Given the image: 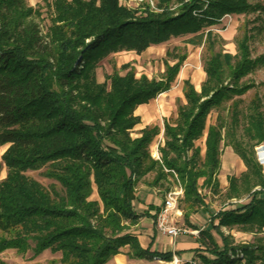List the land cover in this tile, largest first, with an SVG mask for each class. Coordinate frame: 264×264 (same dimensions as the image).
I'll return each mask as SVG.
<instances>
[{"label":"trees","instance_id":"1","mask_svg":"<svg viewBox=\"0 0 264 264\" xmlns=\"http://www.w3.org/2000/svg\"><path fill=\"white\" fill-rule=\"evenodd\" d=\"M157 9L139 15L120 0H52L43 36L35 21L41 17L38 9L27 0H0V145L10 146L2 158L8 176L0 183V255L16 250L38 257L50 251L62 254L61 264H106L128 248L131 259L156 256L170 263L172 252L143 249L130 232L148 216L134 211L136 189L151 176L149 186L165 193L178 184L185 209H197L204 202L200 180L203 187L220 190L222 144L246 167L239 178L228 179L226 196L249 202L213 215L212 227L218 233L221 228L264 231V175L255 156L257 144L264 143V114L258 97L244 114L236 99L252 88L242 80L264 65V57L251 59L249 37L239 42L236 56L214 52L220 38L205 32L226 16L264 7L250 0H157ZM185 36H192L191 45L207 44L206 80L200 92L184 82L186 103L174 121H164L156 159L151 146L161 129L146 127L133 138L141 122L135 111L171 89L187 55L166 63L161 80L137 78L130 69L108 77L109 85L100 84L96 69L111 54L140 55ZM228 103L230 117L218 116L208 127L202 155L196 143L207 120ZM48 164L46 176L59 189L46 190L25 176ZM95 190L98 200H92ZM219 235L222 247L210 231L200 232L199 242L212 257H202L205 264H238L241 259L234 257L240 251L249 264H264V239L239 248L230 236Z\"/></svg>","mask_w":264,"mask_h":264},{"label":"rangeland","instance_id":"2","mask_svg":"<svg viewBox=\"0 0 264 264\" xmlns=\"http://www.w3.org/2000/svg\"><path fill=\"white\" fill-rule=\"evenodd\" d=\"M130 1L131 0H120V4L129 9H134L139 15H142L147 4L144 3V5L139 8L134 2L130 5ZM51 2L52 0H27L30 7H33L36 10L38 9L41 13V17L36 18L35 21L39 24L43 36L47 35L50 27V17L52 12L49 10V3ZM250 3L256 7H264V0H250ZM177 7L178 5L175 3L172 11L177 9ZM208 31H212L214 35H217L220 38L219 43L215 45L214 52L222 51L223 53L236 56L238 53L239 42L245 37H249L248 46L251 59L256 60L260 57H264V10H258L248 15H231L229 17H225L219 25L205 30L206 33ZM191 38L192 36L172 38L164 44L150 47L140 55L134 52L111 54L106 59L101 61L96 69L97 79L100 84L107 82V78L111 77L115 72L125 75L130 69H134L137 78L145 75L149 79L161 80L165 74L166 63L174 65L176 63V56L181 57L183 55H187L182 69L176 78V81L172 84L171 89L152 100L146 108L140 111L137 110V115L141 118V125L139 127H152L157 125L161 129L160 136L154 140L151 146L153 158L156 157L159 145L163 143L164 121H174L177 118L178 107L186 103L183 93L184 82L186 80L191 81L196 89L200 91L201 85L206 79L204 66L210 55L209 52H207V44L204 43L199 46L191 45L188 43ZM107 83L109 85V82ZM242 83L251 84L253 86L244 96L236 98L240 99L239 108L241 112L243 114L246 113L248 108L251 106L252 101L258 97L261 101V111L264 114V65L257 67L252 73L242 80ZM230 114L231 103L226 104L225 108L221 110H213L207 120V127L214 125L218 116L229 119ZM139 127L135 128L132 132L133 138H136L135 135L139 133ZM261 144L264 143L257 144V146ZM196 145L203 147V140L198 141ZM9 148V145H0V183L6 180L8 176V168L2 158ZM226 148L227 147L222 144L223 152L220 159L223 162V166H221L218 173V176H221L223 182L225 181V177L229 178L232 175L240 177L242 169L231 165L229 161V163H227L228 158ZM50 170L51 167L50 164H48L39 170L26 172L25 176L38 182L46 190L50 191L53 187L59 189L60 186L58 182L46 176ZM262 174L264 175L263 169ZM151 179L152 176L148 177L147 181L150 182ZM171 191L180 192L181 187L178 184H173ZM167 194L168 193L163 191L158 192L157 196L162 203L164 202ZM200 196L204 201L203 205L192 210L190 208L185 209V205L181 203L183 195L179 196L178 210H180L182 214L175 220L178 227L189 231H210L215 240L219 243L220 247H222V238L219 233H223L224 236H230L233 239V246L239 248L252 245L256 239H264V231L261 234L255 235L239 232L237 231V228L232 231H229L227 228H221L218 233L212 227L211 220L213 215H216L221 211L230 210L233 207L248 204L249 199H247V197L239 199L238 201L237 199L229 200L226 196V188H220V190L214 192L213 189L203 187L202 182L200 183ZM92 200H98L96 190L92 196ZM185 212L187 216H185ZM215 225L218 226V222H215ZM175 243L193 245L196 243V240L190 235L183 234L175 240ZM169 244L168 240H166V242L165 240H161L159 249L166 251L169 249ZM194 253L196 257L200 258V261L193 262V264H205L202 257L212 259V257H210V255L205 251V247L203 245L197 248ZM2 257L8 264H61L60 259L62 254L47 252L35 257L32 251H29L25 255H20L18 253H3ZM154 259L156 260H153L152 264H168L165 261L157 260L156 256H154Z\"/></svg>","mask_w":264,"mask_h":264},{"label":"crops","instance_id":"3","mask_svg":"<svg viewBox=\"0 0 264 264\" xmlns=\"http://www.w3.org/2000/svg\"><path fill=\"white\" fill-rule=\"evenodd\" d=\"M186 81H188V80H186ZM195 89H196V87H195ZM200 90H201V88H200ZM197 91H199V90H197ZM148 104L138 107L137 110L140 111V110L146 108L148 106ZM137 110L135 111V115L136 116H138L137 115V112H138ZM138 117H140V116H138ZM140 125H141V122L135 128L139 127ZM155 126H157V125H155ZM146 127H150V126L139 127V129H138L139 131L138 132L140 133ZM208 127H207V129L205 131L204 137L201 139V140H203V147L200 146L201 149H202V155H204L205 151H206L205 142H206ZM139 133L135 135L136 138L140 137ZM163 136H164V133H163ZM162 140H163V143L161 145L164 144V138ZM157 152H158V149H157ZM226 152H227V158H228L227 159V163L230 162L231 165H234L235 167H237L239 169L242 168L241 169V175L243 173H245L246 172V168H245V165H244L243 161L233 152L232 148L227 147L226 148ZM158 155H159V153H158ZM235 155H236V157H235ZM221 166H223V162L222 161H221ZM227 167H228V165H227ZM230 177L239 178V176H234V175H232ZM217 178H218L219 183H220V188L221 189L226 188V191H227V189L229 187V182H228L229 178L225 177V181L224 182L222 181V178H221L220 175ZM201 182L203 183V180H200L199 183H201ZM148 183H149L148 181H146V182L143 181V182H141L138 185V187L136 189V199L133 202V207H134V211H135L136 214L139 215V214H143V213L146 212V213H148V216H146L144 218H141L139 220L138 224L131 228L130 232L138 238L139 243H140V245H141V247L143 249L150 248V252H153V253H166V252H172V253H175V254L177 253V256L183 262H196V261L199 262L200 258L196 257L195 253H194V251L201 246V243L199 242V236L198 235H197V237L196 236L194 237V235L184 234V235H190L193 238H195L196 243L193 244V245H188V244H185V243H180V244L174 243V244H172V243H170L168 238H166L164 235L159 233L158 230L156 229V226H155V214L162 207L164 202L162 203V201L159 200V197L157 196L158 192H160V191L155 189V188L150 187ZM231 203H233V202H231ZM151 206L154 208V210H151V208H150ZM201 231L202 230H200V232ZM245 234H249V233H245ZM199 235H200V233H199ZM161 240H165V242H166V240L169 241L170 244H169V249L168 250L162 251V250L159 249V245H160V241ZM47 252H50V251H45L44 253H47ZM128 252H129V249L125 248L123 250V252H121V254L116 255L110 261H108L106 264H152L153 260H156V259H153V260L131 259L127 255ZM4 253L17 254L16 250H7ZM0 260L4 264H8L7 261L2 257V254L0 255Z\"/></svg>","mask_w":264,"mask_h":264},{"label":"built area","instance_id":"4","mask_svg":"<svg viewBox=\"0 0 264 264\" xmlns=\"http://www.w3.org/2000/svg\"><path fill=\"white\" fill-rule=\"evenodd\" d=\"M122 1V0H121ZM135 3L139 8L146 3V8L151 11H158L157 0H131V3ZM229 17V16H226ZM255 156L259 166L264 170V144H261L255 148ZM156 159H159L158 152L156 154ZM183 195V190L180 192H169L164 200L162 207L155 214V226L159 233L164 235L170 243L174 244L175 240L183 234L199 235L200 231L197 230H187L177 226L175 220L181 216L180 210H178V200L179 196ZM234 258L241 259L238 264H249L243 256V253L239 252ZM233 259V257H232ZM157 260H160L157 258ZM162 262V261H160ZM183 261L173 253V260L168 264H182ZM261 264V263H254Z\"/></svg>","mask_w":264,"mask_h":264}]
</instances>
